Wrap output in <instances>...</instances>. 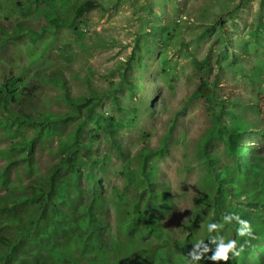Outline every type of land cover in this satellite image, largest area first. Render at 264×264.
<instances>
[{"label": "rangeland", "instance_id": "rangeland-1", "mask_svg": "<svg viewBox=\"0 0 264 264\" xmlns=\"http://www.w3.org/2000/svg\"><path fill=\"white\" fill-rule=\"evenodd\" d=\"M20 1L0 0V81L8 79L17 84L22 97L27 99V108L23 111L32 115L66 113L72 107L65 98L66 92L76 100L94 92L99 100L98 121L97 124L93 122L97 117L93 112L88 118L85 137L93 135L92 131L97 128L95 144L99 153L94 151V156L101 159L94 173L98 189L103 187L104 192L110 194L113 186L127 185L125 192L132 202L137 192L134 183L127 184L122 167L135 159L142 148L161 147L165 133L170 131L166 149L161 153L152 152L147 163L158 162L160 193L164 192L158 200L168 202L167 208L157 216L160 232L163 238L179 240L186 222L203 213L195 208L201 207L206 200L215 203L213 196L219 186L216 182L211 188L205 179L207 172H204L203 160L206 157L200 153V143L204 138L207 140L206 149L217 155L219 166L236 165L223 133L218 137L212 134L213 117L233 122L232 118L240 113V99L248 101L250 96L253 101L259 99V111L251 100L247 117L264 123V37L259 39L252 33L257 26L264 30L261 22L263 0H97L99 7L77 18L80 26L76 31L62 28L55 35L46 30L50 23L46 0H38V3L29 0L24 7L13 5ZM51 1L55 3L52 9L57 14L78 2ZM21 25L35 31L41 29L40 39L33 42ZM17 34L21 37L13 38ZM208 57L209 66L194 62H204ZM57 79H63L67 88L59 85ZM214 80L218 82L214 92L220 104L206 102L199 91V82L210 86ZM219 106L225 111L218 115ZM229 108L237 111L232 115ZM69 129L70 125L61 129L62 135L57 140H39L30 172L22 161L9 163L2 155L0 172H6L7 181L12 185L28 184L32 178L46 176L48 172V176L52 175L49 168L58 160L53 152ZM20 131L31 136L34 127L23 125ZM261 138L254 136L248 141L249 146L240 149L247 154V161H256L258 165L264 164V148L257 150ZM11 141L2 135L0 128V147ZM115 144L122 152L119 153ZM101 163L106 165L105 170L98 168ZM76 182L80 186L72 200L78 197V203L68 208L75 219L81 212L79 206L90 194L85 171ZM6 189L0 186V194ZM148 192L144 188L138 195L147 197ZM145 203L144 200L142 205ZM154 205L148 203L146 209L152 210ZM230 210L238 214L235 206H230ZM106 216L111 224L108 244L111 236L117 233L114 203L108 202ZM201 216L194 222L198 228L204 221L205 215ZM0 229L1 234L4 229ZM195 238L192 235V239ZM142 239L140 242L144 246L157 244L153 234ZM189 245L181 255L184 261L176 264H199L190 259L193 247ZM162 250L160 258L151 264H168L178 254L170 246ZM30 253L22 252L20 260L29 261ZM211 255L210 251L204 253L200 261L205 264H257L255 256L251 255L243 261H235L240 258L238 255L233 258L231 253L228 261H213L209 259ZM7 261L15 264L13 260ZM172 264L175 263L172 261Z\"/></svg>", "mask_w": 264, "mask_h": 264}, {"label": "trees", "instance_id": "trees-1", "mask_svg": "<svg viewBox=\"0 0 264 264\" xmlns=\"http://www.w3.org/2000/svg\"><path fill=\"white\" fill-rule=\"evenodd\" d=\"M28 1L21 0L14 2L13 5L24 7ZM34 1L38 3L42 0ZM46 1L47 18L50 21L46 30L54 35L62 28H71L72 31H76L80 26L77 18L100 6L97 0H78L76 3H71L68 9L57 14L52 9L55 3L51 0ZM261 9H264V0L261 2ZM261 22L264 23V14ZM22 28L33 42L40 39L41 29L35 31L28 27L22 26ZM263 31L261 26H257L252 33L256 38L261 39L264 37ZM168 32L171 30L169 29ZM21 34L13 38H20ZM194 62L200 66L202 63L209 66L210 58H206L204 62L197 60ZM12 82L8 79L0 81V128L2 135L12 140L7 146L0 147V156H5L9 163L22 161L30 172L39 140L50 138L57 140L58 136L62 135L61 129L68 125L70 129L63 138L59 139V145L53 152L58 160L49 168L52 175L48 176V172L46 176L32 178L28 184L23 182L12 185L7 181L6 172H0V186L7 187L6 192L0 194V227L4 229V232L0 234V264H8L7 260H13L15 264H151L152 261L160 258L162 248L180 242V240L173 241L168 236L163 238V234L158 232L160 226L157 216L162 214L164 208H167L168 202L158 200L164 193H160V182L157 178L158 162L147 163L152 152L161 153L165 150L166 138L170 137V131L165 133L160 143L161 147L153 150L142 148L134 156L135 159H130L122 167L127 184L134 183L137 192L132 202V198L125 192L127 185L122 188L113 186L110 194L104 192L103 187L98 189L99 183L94 173L96 163L101 159L100 156V159L94 156V151L99 153V148L95 144L97 128L92 131L93 135L85 137L88 118L92 117L93 112L97 115L93 122L97 124L98 121L97 95L91 92L89 96L76 100L66 92L65 98L72 104L70 111L59 115L49 112H38L32 115L23 111L27 108V99L22 97L17 84ZM57 83L64 89L67 88L63 79H57ZM198 86L208 103L214 101L220 104L213 93L210 94L211 99L206 96L204 90L209 86L208 84L201 81ZM21 89L27 90V88ZM210 91L213 92L212 89ZM257 101L259 103V99ZM246 102L242 100L240 113L232 118L233 122L232 120L222 122L219 118L213 117L215 124L212 134L218 137L221 132L223 133L228 152L236 159L235 167L227 168L224 174H217L215 159L205 154L207 140L204 138L199 145L200 153L206 156L203 160L204 172H207L205 179L208 180L211 188L213 184L216 186V182L219 186H216L217 194L213 196L215 203L212 204L206 200L210 205L204 202L200 208L196 209L203 213L187 223L190 227L192 222L203 217L201 214L205 215L208 223L217 222L218 228L214 235L222 236L225 241L234 236L240 244L238 254L240 259H234L235 261H243L246 257L245 249L247 247L249 251V247L244 237L237 236L236 232L233 233V228L229 229L228 223L223 221V216L231 212L230 206H235V211H238V208L245 204L249 205V209L245 211L250 212L254 220L264 219L261 215V212H264V164L258 165L256 161H247V156L240 150L243 135L253 122L247 118L249 110L246 109L249 103ZM252 105L257 108L256 104ZM228 110L232 115L237 111L232 108ZM224 111L223 107L219 106L218 115ZM23 125L34 127L31 136L21 133ZM46 145L48 147V143ZM116 149L119 153L122 152L117 145ZM255 165L258 167L256 168ZM98 168L105 170L106 165L101 163ZM84 171L90 194L87 201L79 206L81 212L74 221L68 208L71 209L78 203V197L74 200L72 197L80 186L76 181ZM67 172L69 174H66ZM54 175L56 178H53ZM144 188L149 192L147 197L143 195L141 198L138 193ZM242 195H246V198H240ZM144 200L146 203L143 206ZM108 202L114 203L116 208L117 233L111 236L107 244V235L111 230V224L106 216ZM148 203L155 204L152 210L146 209ZM194 225L192 224V228ZM230 225L234 226L233 223ZM255 228L260 239L264 240V223L258 228L255 225ZM151 234L157 240V244L144 246L140 242L143 240L142 237ZM26 251L32 253H30V260L24 262L19 256ZM168 262L171 264L170 261ZM239 263L241 262L237 264Z\"/></svg>", "mask_w": 264, "mask_h": 264}, {"label": "clouds", "instance_id": "clouds-1", "mask_svg": "<svg viewBox=\"0 0 264 264\" xmlns=\"http://www.w3.org/2000/svg\"><path fill=\"white\" fill-rule=\"evenodd\" d=\"M249 82L250 81H247L246 83L249 85ZM212 83H213L212 85L208 86L205 90L204 89L203 90L205 91L206 96H208L209 98H210L211 93H213L214 98H216L215 92H214V85H217L218 82L214 80ZM211 89L213 90V92L210 91ZM201 96H202V91H201ZM242 100H245V99H240V104L242 103ZM251 100L252 98L249 96L248 101L246 100L247 101L246 103H250L249 101ZM224 101H225V98H224ZM251 104H256L257 110L259 111L258 101L252 100ZM250 109H248L247 107L246 110L248 111ZM254 136L262 137L260 141L261 143L257 146V150L261 151L264 148V141H263L264 123H261L258 121H253L251 123V127L243 135V141H242L241 147L249 146V144L247 143H249L248 141H252V138ZM166 143H167V140H166ZM167 146H168V143L167 145L165 144V149ZM205 154H208V156H211L215 159L214 162L216 165L215 169L217 171V174H224L226 173L227 168H230V169L233 168V167H227L228 166L227 164L223 166H219L220 161L217 155L208 151V149H206ZM244 154L247 156L246 153ZM254 159H256V156L254 157ZM246 160H248V158ZM218 167H222V168H218ZM240 198L245 199L246 195H242L240 196ZM244 205L245 204H242V207L238 208V211H237L238 214L233 213V212L225 214L223 216V221L225 223H228L229 228L230 227L233 228V233L236 232L237 236L244 237V241L246 245H248L249 247V251H247V247L245 249L246 256L248 255H251V257L255 256L257 260V264H264V240L260 239V237L257 234V229L255 228V225L258 228L261 224H263L264 219L254 220L253 215L250 212L245 211L249 209V205H245L247 207H245ZM198 208L200 207H196L195 209H198ZM261 215L264 218V212H261ZM73 220L75 221V218H73ZM187 223L188 221L186 222L185 226H183V235H181L179 238L180 242L176 244L174 243L173 247L172 245L170 246L173 250L178 252V254L175 256L174 259L169 260L171 264H172V261L175 264L179 261H184L181 259V255L186 251L185 248L188 244H190L189 248L193 247L192 251L189 254L191 257L190 259L192 261H199V264H205L203 261H200L201 256L204 253H207L209 251L212 252V255L209 257V259L213 261H219V260L228 261L230 259L229 253H231L233 257H236V255L239 254L240 244L236 241L234 236L231 239H228L227 241H225L222 236L214 235L215 230L218 228L217 222L213 221V222L208 223L204 217V221L202 225L200 226L201 228H198L195 225L192 228V224H194V222H192L190 227H188ZM231 223H233L234 226L230 225ZM158 232H160V227L158 228ZM192 235H195L196 238L192 239ZM175 240H178V239H173V241Z\"/></svg>", "mask_w": 264, "mask_h": 264}]
</instances>
